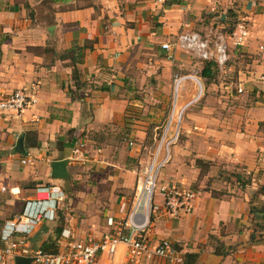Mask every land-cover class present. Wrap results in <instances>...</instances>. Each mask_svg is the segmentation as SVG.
<instances>
[{"label": "crops", "instance_id": "1", "mask_svg": "<svg viewBox=\"0 0 264 264\" xmlns=\"http://www.w3.org/2000/svg\"><path fill=\"white\" fill-rule=\"evenodd\" d=\"M167 1L0 0V97L37 83L35 104L19 115L0 116V231L26 206L47 208L58 192L66 194L69 180L51 177V161L69 159L77 142L74 128L81 126L86 116L84 103L94 107L96 127L120 113L124 102L119 98L124 83L121 74L127 59L149 53L163 65L162 76H167L172 65H187L191 56L164 49L163 43L172 42L185 30L205 35L229 32L240 16L246 20L249 33L242 46H230L232 53L238 50L249 59L238 71L237 81L224 87L231 100L213 107L209 125L202 126L203 112L197 108H190L182 122L183 132L200 131L210 154H203L198 143L191 146L188 139L182 146L185 150L196 148L195 157H212L226 167L239 166L252 173L253 181L238 192L231 186L217 191L216 178L214 192L195 187L198 168L172 157L170 163L181 164L180 170L167 178L171 184L166 185L191 190L195 197L189 211L170 216L164 209V194L157 192L155 217L146 235L150 247L168 239L183 258L186 253H196L194 264H264V217L255 216L254 223L261 226L253 228L256 226L249 214L255 203L252 195L264 184V48H260L264 46V0ZM73 45L76 48L71 51ZM77 53L78 77L74 80L72 57ZM21 134L25 153L17 151ZM34 134L36 146L31 145ZM69 166L70 160V174ZM261 198L264 201V196ZM121 213L117 210L111 216ZM61 222L35 223L27 236L30 248L55 239L54 229ZM82 222L76 226L75 218L65 212L63 229L76 236H84L92 228L94 232L103 229L97 222L88 227L86 218ZM253 232L260 240L250 242ZM218 243L224 254L215 253ZM97 263L162 264L164 260L145 252L129 262L126 246L119 243L110 252L100 253Z\"/></svg>", "mask_w": 264, "mask_h": 264}, {"label": "rangeland", "instance_id": "2", "mask_svg": "<svg viewBox=\"0 0 264 264\" xmlns=\"http://www.w3.org/2000/svg\"><path fill=\"white\" fill-rule=\"evenodd\" d=\"M229 49L230 59L226 68H216L213 77L208 80L200 77L205 61L201 62L192 57L187 65H172L167 76H162L163 65L149 53L139 55V59H127L121 74L124 83L120 88L119 98L124 102L120 113L96 127L93 126L94 107L91 104H83L82 110L86 116L83 124L74 128L77 142L68 156V191L57 209L55 220L64 221V213L68 212L77 221L76 226L80 227L82 219L86 218L88 227L91 228L92 224L97 222L103 225V229L94 232L92 228L82 235L100 236L102 232L109 230V227L106 228L109 216L117 210L123 213L130 209L138 185L145 179L146 168L154 158L156 164L161 165L154 175L153 209L157 192L164 184H171L167 178L180 170L181 164H172L174 161L170 163L172 157L178 162L190 165H195L197 158L212 162L207 171L195 165L199 171L195 187L213 190V179L216 178L214 186H217V191H227L231 186L238 192L241 190L236 179L237 174L241 178L240 181H253L252 173L239 166L226 167V163H217L212 157H195L196 148V151L192 150L193 148L185 150L182 146L188 139L191 146L194 142L198 143L203 154H210L205 151L206 142L204 137L199 136L200 131L187 134L183 132L182 122L190 108H197L203 112L202 126L209 125V115L213 114V107L231 100L230 94H225L227 92L224 87L237 81L238 71L249 58L244 57L238 50L232 53L234 49ZM184 55L189 56L185 53ZM176 79H180V83L176 84ZM235 90L233 85L232 92ZM175 105L180 107L181 112H174ZM210 129L208 132L212 134L210 136L213 139V130ZM78 174H81V177H76ZM154 217L152 212L150 223ZM8 264L14 263L12 261Z\"/></svg>", "mask_w": 264, "mask_h": 264}, {"label": "built area", "instance_id": "3", "mask_svg": "<svg viewBox=\"0 0 264 264\" xmlns=\"http://www.w3.org/2000/svg\"><path fill=\"white\" fill-rule=\"evenodd\" d=\"M248 33L246 20L237 16L229 32H211L205 35L197 31L185 30L177 34L172 42L163 43L162 48L178 50L201 62L212 61L218 69L224 70L230 59L228 52L230 44L233 47L244 44ZM260 48L263 49L264 46ZM179 80L176 79V84ZM36 90L37 83L32 82L27 87L17 88L7 96L0 97V116L7 113L19 115L27 107L35 104ZM238 91H241V88H238ZM22 162L25 163L26 160L23 159ZM159 165L161 164H156L154 158L146 168V177L138 185L130 209L108 217L109 230L100 236L91 234L76 236L70 229L65 228L57 239L58 247L54 253L43 251L41 248L31 249L27 236L35 223L56 218L57 209L65 196L62 192H58L47 208L26 206L21 213L6 221L0 231V264H8L12 261L14 263L16 256L32 257L30 264H98V255L102 252H110L119 243L126 246V259L129 262L140 259L145 252H152L164 260L162 264H185L183 256L170 240L162 239L153 247L148 243L146 234L151 225L150 217L153 212L154 175L160 168ZM47 190L53 192L55 188L47 187ZM160 191L164 194V209L170 216H177L181 210L191 209V200L195 197L193 191L175 185H164Z\"/></svg>", "mask_w": 264, "mask_h": 264}, {"label": "trees", "instance_id": "4", "mask_svg": "<svg viewBox=\"0 0 264 264\" xmlns=\"http://www.w3.org/2000/svg\"><path fill=\"white\" fill-rule=\"evenodd\" d=\"M174 1L175 0H168L167 2L173 3ZM240 46H242V45H240ZM83 47L84 46H81L80 49H82ZM238 47L239 46H237L236 48H238ZM75 48H76V45L75 46L73 45V49L71 51H74ZM72 62H73L72 77L74 80H76V78L78 77V70L76 68V63L79 62V53H77L76 57H72ZM216 68H217L216 64L212 61L203 62V66H202V69L200 71V77L206 78L207 80L212 78L213 72H214V70H216ZM101 89H103V88H101ZM26 135L27 134H25V136ZM31 138L33 139V142L31 145L36 146L37 140L35 138V134L32 135ZM25 152L26 151H24L23 153H25ZM195 165L197 167H199L201 170L205 169L207 171V170H209L210 166L212 165V162L211 161H205L201 158H197L195 160ZM201 174H202V171H201ZM236 179H237L238 185L241 189H244L250 183L249 181H245V182L240 181L241 178H240V176H238V174H237ZM214 191L215 190L213 189V192ZM261 195L264 196V184L262 186H259L255 190V192L252 195V199H251L252 203L253 202H255V203L253 204V206L250 207L249 214L252 216V218L250 217L252 220L251 222H253L254 226H256V227L261 226V225L258 223L257 224L254 223L255 213L256 212H264V201L262 200ZM62 223H63V221L61 222L60 225H57L54 229L55 234H56L55 239H49L48 241L43 242L39 248H41L43 251H46V252H52V253L56 252L57 247H58L57 239H59V236H60L61 231L63 229ZM255 236L256 235L254 234V232L250 235V242L255 241V240H260V238L255 239ZM220 247H221V249L223 248V246H220V243H218L214 249L215 253L224 254L223 249L220 250ZM229 250H230V247L228 248V250H226V252H229ZM184 258H185V262L187 264H194L196 262V259H197V254L196 253H186V254H184Z\"/></svg>", "mask_w": 264, "mask_h": 264}, {"label": "water", "instance_id": "5", "mask_svg": "<svg viewBox=\"0 0 264 264\" xmlns=\"http://www.w3.org/2000/svg\"><path fill=\"white\" fill-rule=\"evenodd\" d=\"M22 134L20 136V140L18 142L17 146V151L19 153H23L24 147H23V142H22ZM69 159L68 158H63V159H58V160H53L51 161V177L55 179H60V180H67L70 177V174L67 169V164H68ZM255 216L257 219H260L264 217V212H256ZM33 258L30 256H16L14 258V264H30L32 262Z\"/></svg>", "mask_w": 264, "mask_h": 264}, {"label": "bare ground", "instance_id": "6", "mask_svg": "<svg viewBox=\"0 0 264 264\" xmlns=\"http://www.w3.org/2000/svg\"><path fill=\"white\" fill-rule=\"evenodd\" d=\"M180 83V82H179ZM179 86V85H178ZM177 110H179V112H181L180 107H178L177 105L174 106V112H176ZM160 147V146H159Z\"/></svg>", "mask_w": 264, "mask_h": 264}]
</instances>
